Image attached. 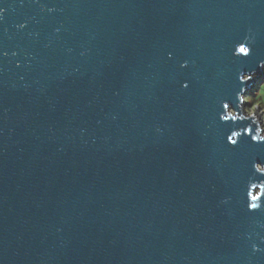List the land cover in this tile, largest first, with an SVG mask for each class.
Returning <instances> with one entry per match:
<instances>
[{
	"label": "water",
	"instance_id": "95a60500",
	"mask_svg": "<svg viewBox=\"0 0 264 264\" xmlns=\"http://www.w3.org/2000/svg\"><path fill=\"white\" fill-rule=\"evenodd\" d=\"M262 65L264 0H0V264H264Z\"/></svg>",
	"mask_w": 264,
	"mask_h": 264
},
{
	"label": "clouds",
	"instance_id": "9594fccd",
	"mask_svg": "<svg viewBox=\"0 0 264 264\" xmlns=\"http://www.w3.org/2000/svg\"><path fill=\"white\" fill-rule=\"evenodd\" d=\"M250 43H251V40L249 39L248 44H240V45H238L237 51L240 53L241 49L246 48L250 52L251 51V48L249 46ZM168 56H169V58H171L172 57V53L171 52L168 53ZM187 65H188V61H185L184 63L181 64V67H187ZM262 66H264V65H262ZM252 73H254V72H252ZM252 78H253V76L249 75V73H247V72L243 73L240 76L241 82H245L246 80H250ZM183 86L185 88L188 87V83L185 82ZM241 101H243L242 95H241ZM226 107H227V110H229V116H225V117H222V118L224 120H227L229 117H232L233 119H235L236 118V113L233 110L230 109V105L228 103H226ZM252 117H253L254 123L256 124V120L259 119L260 117H257L256 114H255V106H254V108L252 110ZM256 125H257V129H256L255 135H252V132H251L252 129H251V126H249L246 131L244 129L241 130V131H234L232 133L231 137H233V138L238 140V138L241 136L242 132H246L247 134L252 135V139L254 141H264V125H261V124H256ZM254 167L259 173H264V164L256 163L254 165ZM255 188H256V186L253 185L254 191L250 194L251 195V201H252V203L249 206L250 210L259 209L262 206L257 201H259V199H260L261 192H264V188H262L260 191H256ZM225 202H227V201H225ZM253 250L254 251H259L260 250L259 246L254 244L253 245Z\"/></svg>",
	"mask_w": 264,
	"mask_h": 264
},
{
	"label": "rangeland",
	"instance_id": "374dc122",
	"mask_svg": "<svg viewBox=\"0 0 264 264\" xmlns=\"http://www.w3.org/2000/svg\"><path fill=\"white\" fill-rule=\"evenodd\" d=\"M245 100L248 103L245 112L252 114V110L255 106V111L258 109L262 113L264 125V76L259 79L258 84L253 90L246 95Z\"/></svg>",
	"mask_w": 264,
	"mask_h": 264
},
{
	"label": "snow or ice",
	"instance_id": "6c2138e0",
	"mask_svg": "<svg viewBox=\"0 0 264 264\" xmlns=\"http://www.w3.org/2000/svg\"><path fill=\"white\" fill-rule=\"evenodd\" d=\"M240 53H241V54H244V55H248V54H250V52H249L248 49H246V48L241 49V50H240ZM251 132H252V130H251ZM228 140L231 142L232 145H237V144H238V140L235 139V138H233V137H231V136L228 137ZM261 142H264V141H261Z\"/></svg>",
	"mask_w": 264,
	"mask_h": 264
}]
</instances>
